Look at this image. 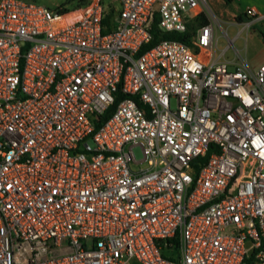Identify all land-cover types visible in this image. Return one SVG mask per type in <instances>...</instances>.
<instances>
[{"label": "built area", "instance_id": "1", "mask_svg": "<svg viewBox=\"0 0 264 264\" xmlns=\"http://www.w3.org/2000/svg\"><path fill=\"white\" fill-rule=\"evenodd\" d=\"M239 17L219 52L208 0H0V264H264V63L223 59L264 11Z\"/></svg>", "mask_w": 264, "mask_h": 264}, {"label": "rangeland", "instance_id": "2", "mask_svg": "<svg viewBox=\"0 0 264 264\" xmlns=\"http://www.w3.org/2000/svg\"><path fill=\"white\" fill-rule=\"evenodd\" d=\"M35 2L48 6L49 8L56 9L60 6L67 8H76L82 4L81 0H34ZM210 3H208L209 5ZM210 13L219 20V24L216 25L215 37L218 39L219 46H223L224 43L228 44L229 39L233 38V35L238 32V27L236 24H230V21L227 17L220 16L219 13L209 5ZM239 21L238 19L235 22ZM253 29H260L264 31V24L255 26ZM252 29V30H253ZM225 31H227V37L225 36ZM241 51V58L236 57V50ZM220 52V50L218 49ZM251 47L245 46L244 38H238L233 46H230L228 51L223 55L224 60L235 61L236 64H241L243 61H246L250 67L251 64L256 62L259 58L256 56ZM232 69L234 67H231ZM135 155L137 159L142 158V152L140 148H134Z\"/></svg>", "mask_w": 264, "mask_h": 264}, {"label": "crops", "instance_id": "3", "mask_svg": "<svg viewBox=\"0 0 264 264\" xmlns=\"http://www.w3.org/2000/svg\"><path fill=\"white\" fill-rule=\"evenodd\" d=\"M208 3H210L209 5H211L220 16L227 17L230 24H236L235 20H237L247 8L252 7L264 11V0H232L230 4H227L224 0H208ZM236 35L237 33L233 35V38ZM240 37L244 38L245 46L251 47L254 53L257 54L256 56L259 59L252 63L251 67L253 69H258L264 63V41L258 29H253L248 33H242ZM226 46V43H224L223 46L218 45V49L222 51Z\"/></svg>", "mask_w": 264, "mask_h": 264}, {"label": "trees", "instance_id": "4", "mask_svg": "<svg viewBox=\"0 0 264 264\" xmlns=\"http://www.w3.org/2000/svg\"><path fill=\"white\" fill-rule=\"evenodd\" d=\"M227 4H230L232 2V0H224ZM82 5H84L85 3L88 2V0H81ZM79 7V6H78ZM242 18L239 17L238 20L240 21ZM206 21V20H204ZM260 36L262 37L263 41H264V32L260 29H258ZM153 40L151 41V43L147 46V47H152L153 45H155L158 41L162 40V39H170V40H178L184 43H189V38L191 36L190 32H186V33H176V32H170V33H162L159 29L158 26L155 24L153 26ZM120 99H117V102ZM252 256H250L249 258L246 259V264H250L252 262Z\"/></svg>", "mask_w": 264, "mask_h": 264}]
</instances>
